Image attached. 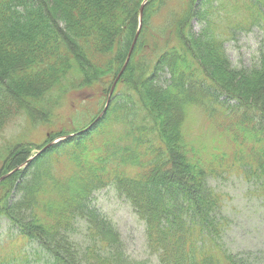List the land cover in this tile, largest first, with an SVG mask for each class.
Returning a JSON list of instances; mask_svg holds the SVG:
<instances>
[{
    "label": "trees",
    "instance_id": "1",
    "mask_svg": "<svg viewBox=\"0 0 264 264\" xmlns=\"http://www.w3.org/2000/svg\"><path fill=\"white\" fill-rule=\"evenodd\" d=\"M143 1L0 0L2 136L17 110L46 120L67 87L83 90L100 82L107 94L127 59ZM196 2L149 0L101 131L94 126L51 146L39 157L52 158L50 163L31 161L18 188L14 179L6 180L0 222L10 233L0 234V264H30L33 244L45 252V264H118L109 237L113 221L93 203L111 186L144 222L149 252L159 264H255L223 240L229 220L224 196L209 181L241 172L264 201V114L255 99L263 90L264 54L249 75L224 52L227 36L238 31L254 26L264 34V0ZM161 10L163 22L154 28L150 19ZM192 112L204 116L196 120ZM213 122L223 147L207 149L200 138L210 137ZM201 125L195 136L192 130ZM64 165L66 173L60 171ZM79 224L90 240L82 247L73 234Z\"/></svg>",
    "mask_w": 264,
    "mask_h": 264
},
{
    "label": "rangeland",
    "instance_id": "2",
    "mask_svg": "<svg viewBox=\"0 0 264 264\" xmlns=\"http://www.w3.org/2000/svg\"><path fill=\"white\" fill-rule=\"evenodd\" d=\"M192 1H197L196 3H199L201 0ZM172 5L173 1L169 3V6ZM177 5L178 1H175V6ZM162 14L163 11L161 10V12L150 19L154 28H160L163 22H160ZM220 16L222 19H225V14ZM166 20L169 24V18ZM194 25L193 22V26ZM154 28L150 27V29L155 31ZM250 28L251 30L248 32L242 33L238 31L235 36L232 35V38L227 36L228 40H226L224 52L227 54L231 65H234L237 70L243 69L244 71L246 70L245 74L252 75V70L254 69V71H256L257 66L260 64V62H258V56L264 54V34L254 26ZM119 72L117 74H119ZM236 74L237 73L234 72L235 77H237ZM122 75L120 79H118V85L115 89H117L121 81L123 82ZM104 86L105 84L96 82L95 85L87 89L84 88L83 90L76 86L71 88L67 87L70 89V92L62 98L60 103L52 108V111L46 115V120H42V118L38 119V117L41 116L40 114L38 117L37 115L31 116V118L38 120L28 119L23 112L17 110V115L11 118L9 122L6 123L5 127H3V136L0 131V136L3 137L2 140H0V196L6 195V180H8V178L15 180L16 188L24 184V180H21V178L24 174H28L31 171L30 169L33 161H36L35 164L40 162L44 163L45 161H47L48 164L50 163L52 158L41 160L39 157L47 150L45 147L51 141H55V139L58 140L62 138V136L68 135L72 137L65 140L82 137L93 130L94 127L92 126L90 130L85 133L77 132L85 129L91 121L95 120L98 114L105 109L106 104L109 108L112 100L107 103V94L103 92V90H105ZM60 87L63 88V86ZM115 89L114 91L116 93ZM237 91H239V94L242 93L240 88H237ZM51 94L54 95V92H51ZM236 99L235 101L232 100L230 104L234 105L237 103V100L242 101L239 98ZM255 99L256 105H260L263 108V110H259L260 113L264 114V82L263 90L259 92V95H255ZM108 108L103 115L104 117L106 116ZM192 113V116L196 117V120H201L202 116H204L199 112ZM166 114L172 115L170 111H167ZM101 119L95 124L98 131L97 133L101 131L103 126ZM252 122H255L256 125L260 124V122L256 120H252ZM195 124H198V122ZM204 125L195 127L192 130L193 134L198 136ZM207 129L210 137L206 139L205 136L202 135L200 138L201 142L206 144L205 148L208 149L209 146L215 147V145L223 147V136L216 128V124L213 122V124L208 125ZM103 140L104 138L98 134L97 141L102 142ZM228 140L227 137V141ZM59 143L61 142L58 141L57 144ZM42 149L45 150L39 152ZM86 149L82 148L81 150L83 151ZM259 154L260 151L256 149L255 155ZM90 157L91 156L88 158ZM32 159L34 160L30 163L29 160ZM24 162L28 163V165L16 171L18 168L17 166ZM181 165L185 166V163ZM57 166L59 167V165ZM241 170L242 169L238 168L237 172ZM60 171L66 173V165H64ZM8 173L13 175H8ZM240 175H242L241 172L235 173L232 170L223 177L215 178V180L210 179L209 181L210 186L224 196V217L229 218V220L223 240H225L230 251L248 255L250 261L255 264H264V201H260L255 196L254 188L251 183L249 184L244 181ZM18 179L21 181H17ZM182 184L188 185L189 182H182ZM8 192L10 191L8 190ZM15 192H17V190L14 189L9 193L11 194V198L13 194H16ZM93 199L96 208L101 211L108 220L111 222L113 221L115 231H113L109 237L112 245H114L116 249L115 251H117V256H120L123 264H159L157 254L151 251L149 252V243L145 235V224L138 219L126 198L118 195L116 190L111 186L100 190ZM6 224V221L5 223L3 221L0 222L1 235L10 233L9 230L7 231L8 226ZM80 228L79 224L78 233L74 232L73 234L76 233L77 235L76 245L82 247L81 244H88L90 240L89 236H82L85 230H80ZM29 230L40 236L39 230L35 227H31ZM8 237L9 234L6 238ZM30 248L31 249L28 250L29 257L32 256V258L28 259L30 264H45L41 258L45 252L42 251L41 248H37L36 244H33ZM33 254L39 255L34 256ZM119 256L115 259L118 264H120Z\"/></svg>",
    "mask_w": 264,
    "mask_h": 264
},
{
    "label": "water",
    "instance_id": "3",
    "mask_svg": "<svg viewBox=\"0 0 264 264\" xmlns=\"http://www.w3.org/2000/svg\"><path fill=\"white\" fill-rule=\"evenodd\" d=\"M146 1H148V0H146ZM145 3H146V2H145ZM145 3H143L142 6H141V8H140L141 13H140L139 22H140V19H141L142 7L145 5ZM139 25H141V22H140ZM137 34H138V33H137ZM137 37H138V35H137ZM137 37H136V38H137ZM134 42H135V41H134ZM130 52H131V51H130ZM129 54H130V53H129ZM128 57H129V55H128ZM128 60H129V58H128ZM128 60H127L126 64L128 63ZM126 64H125V65L123 66V68L121 69L122 71L120 72V74L118 75V77L123 73ZM118 77H117V79H118ZM109 94H110V96H111V94H112L111 91H110ZM110 96H109V98H110ZM109 98H108V100H107V103L109 102ZM107 107H108V106H107V104H106V107H105V109L102 111V113H101L99 116H97L96 120H94L90 125H88V126L84 129L83 132L89 130L94 124H96V122H97V121L101 118V116L105 113ZM51 144H52V143H51ZM51 144L47 145V147H50ZM47 147H45V149H46ZM45 149H42L41 151H43V150H45Z\"/></svg>",
    "mask_w": 264,
    "mask_h": 264
},
{
    "label": "bare ground",
    "instance_id": "4",
    "mask_svg": "<svg viewBox=\"0 0 264 264\" xmlns=\"http://www.w3.org/2000/svg\"><path fill=\"white\" fill-rule=\"evenodd\" d=\"M145 2L148 3L149 0H148V1L144 0L143 3H145ZM146 3H145V5H146ZM138 19H139V18H138ZM138 24H139V23H138ZM137 28H138V27H137ZM64 137H65V136H64ZM32 161H33V160H32ZM26 165H28V163H26V162L19 164V166H17L18 168L16 169V171L19 170V169H21V168H23V167L25 168ZM9 174H11V173H8V175H9ZM11 175H13V174H11Z\"/></svg>",
    "mask_w": 264,
    "mask_h": 264
}]
</instances>
